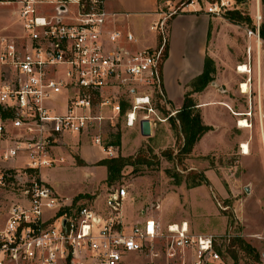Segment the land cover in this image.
<instances>
[{"label": "built area", "instance_id": "2783aa9c", "mask_svg": "<svg viewBox=\"0 0 264 264\" xmlns=\"http://www.w3.org/2000/svg\"><path fill=\"white\" fill-rule=\"evenodd\" d=\"M0 2L15 6L18 22L13 33L0 36V186L15 194L0 215V264H127L130 255H158L159 224L127 218L125 187L110 188L102 205L96 199L87 204L59 196L42 173L64 161L57 150L67 136L87 134L107 111L122 113L115 88L132 96L126 127L138 122L139 110L150 123L151 115L160 119L151 94L160 87L168 19L175 10L148 26L154 44L138 49L133 32L108 27L115 14L106 0ZM188 5L201 6L198 0L183 6ZM234 5V0H214L204 9L220 16L222 9H237ZM254 16L258 31V4ZM251 34L259 38L248 30ZM91 140L115 157L113 145L104 144L99 133ZM176 226H167L168 258L181 252L178 264H225L217 235L193 234L186 222Z\"/></svg>", "mask_w": 264, "mask_h": 264}, {"label": "rangeland", "instance_id": "374dc122", "mask_svg": "<svg viewBox=\"0 0 264 264\" xmlns=\"http://www.w3.org/2000/svg\"><path fill=\"white\" fill-rule=\"evenodd\" d=\"M158 1L162 10L178 12L190 0H178L172 2V6L166 0ZM234 1V8L238 9H222L220 16L224 18L228 11L238 10L244 19L230 21L224 18L232 24L228 31L232 39L228 47H220L219 66H215L214 62L212 73L216 84L211 87V99L220 101L222 105L204 109L213 113L216 125L208 136L213 137L212 145L208 143L205 148L203 145L194 146L187 155L180 153L181 136L176 125L170 120L162 123L154 115L150 116L153 123L157 122L154 133L148 137L136 134L132 127H126L124 123V112L128 110L132 96L115 88L114 94L128 105L125 111L115 116L107 111L98 127L82 136L74 134L67 138V144L57 153L64 157V161L43 171V178L59 196H73L87 204L98 199L96 204L102 205L110 188L123 186L127 190L123 210L130 221H140L143 218L140 210H144L146 214L160 215L164 221L176 220L175 224L187 222L193 234L217 235L216 249L225 264H264V39L260 33L264 26V0H259L262 19L258 31L250 4L240 5L239 1ZM198 2L206 8L208 2L214 0ZM14 10L13 4L0 2V36L13 33L18 26ZM148 21L146 17L134 18V23L139 26L146 23L148 27ZM248 30L258 33L259 38L248 35ZM145 33L136 42V48L139 49L141 44H154L152 32L147 28ZM257 40L260 41L259 49ZM239 64H245L248 72L239 73ZM243 82L247 83L246 93L241 89ZM197 93L191 96L199 103L203 97L198 95L203 91ZM161 95L160 83V87L151 94V103L157 116L164 119L168 111ZM219 112L230 117L228 123L225 116L219 119ZM143 113V110L138 111L139 119H142ZM240 118H244L249 127H239ZM165 125L171 126L172 133L167 134ZM94 133L101 135L104 144L113 145L115 157L138 156L144 162L125 166L121 177L108 184L104 180L106 168L98 161L110 157L93 143L91 135ZM117 134L120 135L119 145L112 143L117 141ZM236 139H241L240 146L235 143ZM242 143L248 146V154L242 153ZM196 172L206 176L207 184L189 188L187 185L193 180L191 174ZM176 180L180 183H175ZM246 186L248 192L245 191ZM10 188L0 186V215H4L14 200L15 194ZM168 225H159L163 235L154 242L158 255L151 256L148 251L137 257L130 255L127 264L180 263L181 252H177L174 258L166 255ZM236 237L249 244L254 252L247 253L235 244L233 248H237V259L231 257L226 248ZM189 253L185 250L187 261ZM253 253L258 254L257 259Z\"/></svg>", "mask_w": 264, "mask_h": 264}, {"label": "crops", "instance_id": "0c3cea01", "mask_svg": "<svg viewBox=\"0 0 264 264\" xmlns=\"http://www.w3.org/2000/svg\"><path fill=\"white\" fill-rule=\"evenodd\" d=\"M166 1L168 5L172 6V2L175 3L178 0ZM242 4H250V9L253 13L252 17L255 22V8L256 4L259 5V0H244L240 2V5ZM160 6L158 0H106L107 10L115 14L113 17L111 16L109 18L108 27L130 30L138 37V40H140L139 38L146 34L145 32H147L148 27L146 23H143L142 26L136 25L134 23V18H149V23H147L149 26L154 20L161 17L163 13L171 11L162 10ZM168 20L167 54L161 72V88L168 116H174L182 105L184 93L190 89V82L203 71L205 58H211L215 62V66H219L218 59H221L220 47L224 46L223 49H225V46L228 47L231 42L230 39L232 38L228 35V31L232 24L221 16L206 13L205 9L198 5L194 6V9L190 5L182 6L180 10L173 13ZM148 45L151 46L153 44H141L139 48ZM214 82L216 84V81ZM213 86L214 85L211 83L208 84L203 90V93L198 95L199 97H203V99H200L199 103L196 102L201 112L202 121L212 129L201 136L195 143V148L198 147V145L199 147L203 145V148H205L208 146V143L212 145L213 137L208 138V136L212 134L214 131L213 128H215L216 125L214 123L213 113L211 111H205L204 109L222 105L220 101L211 99L213 95L211 87ZM195 94L197 95L198 93H194V95ZM226 108L228 109V107ZM222 114L219 112V119L225 116V118H227L226 123H228L230 117ZM163 118L164 119L160 118L159 120L165 123L168 117ZM140 120L141 119L138 118L136 126L132 127L136 134H140ZM151 124V134H153L155 129H157V122ZM164 129H166L167 134L172 133L171 126L165 125ZM69 137L70 136H67L66 140ZM235 143L240 144L241 139H236ZM97 200L98 199H96V201ZM140 214L141 217H143L140 220L153 218L159 225L164 223L168 225L176 221H164L160 215L154 216L146 214L144 210H140ZM195 234L199 233L195 232Z\"/></svg>", "mask_w": 264, "mask_h": 264}, {"label": "trees", "instance_id": "16d2710c", "mask_svg": "<svg viewBox=\"0 0 264 264\" xmlns=\"http://www.w3.org/2000/svg\"><path fill=\"white\" fill-rule=\"evenodd\" d=\"M3 1V0H0ZM236 1H244V0H236ZM226 19L230 21H236L239 19H244L240 12L238 10H232L228 11L225 14ZM248 20V18H246ZM261 37L264 39V26L261 28ZM214 71V61L206 57L204 62V68L203 71L196 76L191 82H190V89L184 93V98L181 107L176 111L174 116H165L168 117L167 119L171 121V123L176 127L177 130L181 136V146L179 148V152L183 153L185 155L189 154L195 143L201 138V136L211 130L212 128L208 125H205L202 121L201 113L197 107V103L192 98L193 93L201 92L204 90V88L213 81L212 73ZM162 96V95H161ZM163 98V96H162ZM121 103V112L123 113L128 106L126 102L120 101ZM168 114V113H167ZM117 141H114L112 143H115L116 145H119L118 138H120V135L117 134ZM111 144V143H109ZM139 159V160H138ZM80 159H78V162ZM142 158L132 157V156H117L113 158H103L98 161L99 165H103L106 168V178L105 181L108 184H111L114 180L121 177L122 170L125 166L131 165L133 166L136 163H143ZM174 176V175H171ZM192 182L188 183V187H196L202 184H207V178L206 176L201 172H196L191 174ZM177 184H179V180H176ZM237 244L239 248L244 250L247 253L254 252L253 248L245 243L242 239L236 237L233 238V240L228 244L226 251L233 257L234 259H237L236 251L237 248H233V246ZM255 259L258 258L257 253H253Z\"/></svg>", "mask_w": 264, "mask_h": 264}, {"label": "bare ground", "instance_id": "6f19581e", "mask_svg": "<svg viewBox=\"0 0 264 264\" xmlns=\"http://www.w3.org/2000/svg\"><path fill=\"white\" fill-rule=\"evenodd\" d=\"M257 46H258V49H259V46H260V41L259 40H257ZM238 66H239L238 67V72L239 73L248 72V68H247V66L245 64H239ZM241 89H242L243 93H246L247 92V83L243 82L241 84ZM238 126L239 127H249L248 122L244 118L238 119ZM241 148H242V153L243 154H248L249 153L248 146L245 143H242ZM176 225L177 224H175V223L170 224L171 230L176 229V227H177Z\"/></svg>", "mask_w": 264, "mask_h": 264}, {"label": "water", "instance_id": "95a60500", "mask_svg": "<svg viewBox=\"0 0 264 264\" xmlns=\"http://www.w3.org/2000/svg\"><path fill=\"white\" fill-rule=\"evenodd\" d=\"M212 85H215V82H211ZM220 89V88H219ZM139 128H140V134L142 136H150L151 135V123L148 118H143L139 121ZM245 191L248 192V186L245 187Z\"/></svg>", "mask_w": 264, "mask_h": 264}, {"label": "flooded vegetation", "instance_id": "af4514ba", "mask_svg": "<svg viewBox=\"0 0 264 264\" xmlns=\"http://www.w3.org/2000/svg\"><path fill=\"white\" fill-rule=\"evenodd\" d=\"M239 146H240V144H239Z\"/></svg>", "mask_w": 264, "mask_h": 264}]
</instances>
